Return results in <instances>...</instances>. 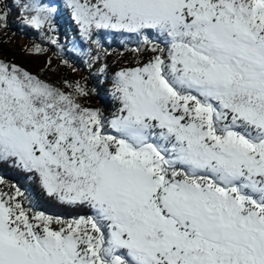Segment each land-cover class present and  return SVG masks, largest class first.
Instances as JSON below:
<instances>
[{"label":"snow or ice","instance_id":"6c2138e0","mask_svg":"<svg viewBox=\"0 0 264 264\" xmlns=\"http://www.w3.org/2000/svg\"><path fill=\"white\" fill-rule=\"evenodd\" d=\"M62 9L89 67L105 35L151 55L110 88L0 59V168L85 212L0 175V264H264V0H0V30L60 48Z\"/></svg>","mask_w":264,"mask_h":264},{"label":"rangeland","instance_id":"374dc122","mask_svg":"<svg viewBox=\"0 0 264 264\" xmlns=\"http://www.w3.org/2000/svg\"><path fill=\"white\" fill-rule=\"evenodd\" d=\"M12 3L13 0H8ZM62 19L69 21V12L67 9H62ZM59 41L61 43L60 50L64 51L66 46L70 43L65 39L64 32L68 29L64 24H62ZM9 27L6 30H0V59L11 61L29 72L38 75L41 79L48 81L49 83H54L57 86H62L64 80L70 82H80L82 84L84 78L86 77L82 71L77 69L70 62L68 64L64 63V59L61 58L59 53L55 52L46 46L39 44L36 40L26 36L23 32L22 26H25L22 22L21 16L18 15L17 11H12L8 18ZM34 30V29H33ZM37 31V30H35ZM34 45H39L44 49L43 52L37 54L34 51H29L33 49ZM150 53H145L144 55L131 57L130 61H124L117 58L115 55L107 54L103 56L99 65L94 64L89 67L85 64V69L88 70L90 74H95L100 77L98 73V67L103 64L107 65V76H113L121 68L125 67H136L138 64L146 62ZM51 62L50 66L48 62ZM75 69V70H74ZM107 87V85L105 84ZM85 103L91 107H100V103L94 96H89Z\"/></svg>","mask_w":264,"mask_h":264},{"label":"trees","instance_id":"16d2710c","mask_svg":"<svg viewBox=\"0 0 264 264\" xmlns=\"http://www.w3.org/2000/svg\"><path fill=\"white\" fill-rule=\"evenodd\" d=\"M63 14V13H62ZM62 18V15L60 16ZM62 24L68 27V21L62 19L60 21ZM22 30L24 34L34 40H36L39 44L46 46L55 52L59 53L61 58L67 60L72 65H74L77 69L82 71V73L86 76L82 82V84H86L88 88L97 87L98 79L104 80V77L97 76L95 74H90L87 69H85V63L83 62V57H78L76 54H69L72 51V45L69 43L66 46L64 51L57 48L55 45L49 44V42L44 38V36L40 35L38 31H35L31 28L26 26H22ZM102 43L104 48L107 50L108 54L115 55L117 58H120L124 61H130L131 57L144 55L145 53H137L134 49L137 47V41L134 38H130L128 36H113V35H105L102 37ZM108 79L105 80L103 84V88H110V78L111 76H107ZM107 85V87L105 86ZM94 96L98 102L100 103V107L104 108L105 113L107 114L110 111L114 110V105L110 102L108 106L105 107L104 103L101 100ZM107 99V97H105ZM0 175H3L8 181L13 183H18L22 189H28L35 195V198L38 200L37 210L44 211L46 214H50L53 216H61L65 219H70L76 215L85 214L83 210H73L65 208L64 206L60 205L59 203L50 200L46 197H42L39 195L38 189L36 188L35 184L28 182L27 180L23 179L22 174L13 171L8 168H0Z\"/></svg>","mask_w":264,"mask_h":264}]
</instances>
